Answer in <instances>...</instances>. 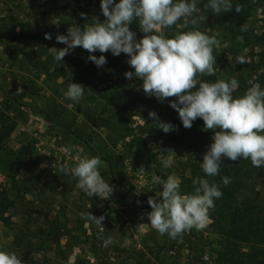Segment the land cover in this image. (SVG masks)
<instances>
[{
    "label": "rangeland",
    "instance_id": "1",
    "mask_svg": "<svg viewBox=\"0 0 264 264\" xmlns=\"http://www.w3.org/2000/svg\"><path fill=\"white\" fill-rule=\"evenodd\" d=\"M96 13L99 10L93 0H48L41 7L33 4V0H0V34L4 33L5 28L10 32L14 29L18 35L31 33L45 37V33H50L52 39H44L50 52L54 53L53 48L66 47L57 43V34L66 35L70 27L83 28L94 23ZM208 13L212 14L210 8L206 9ZM135 25L130 30L137 34L139 40L145 34L139 28L138 21H135ZM242 26L249 33L264 35V4L253 8ZM196 28L219 41L213 48L216 57L214 74L218 80L247 74L252 59L256 61L255 53L260 46L246 41L243 36L230 32L222 25H196ZM0 41V124L15 121V127L9 134L0 132V185L8 187L10 196L17 201L10 208L11 219L18 222L22 211L32 212L42 220L45 215L48 218L56 215L61 219L64 227L59 240L64 243L70 239L73 243L64 264H75L77 259L90 263L105 259L114 264H201L200 261L219 264L215 260L220 250L219 236L208 226L209 220L204 229L192 228L182 236L171 239L152 228L147 217L152 210L147 203L148 198L151 196L159 200L158 194L162 191V186L153 181L154 176L166 179L174 174L180 181L181 189V176L189 175L193 162L201 164L213 136L207 135L202 119L197 118L191 128H185L179 116L175 119L167 117L164 102H158L155 98V102L149 106L130 109L131 135L120 139L99 123L102 113L107 114L113 108L100 98L98 91L102 93L115 89L126 98L129 92L139 87L141 79H126L125 70L119 64L117 67L103 68L87 83L71 75L45 82L43 76H38L40 71L29 65L31 44L26 38L10 41V37L5 35ZM77 48L63 58L68 69L72 67ZM95 53L97 57L105 55L106 59L113 56L110 51ZM121 55V61L125 60L128 65L127 55ZM237 56H244L247 63H236ZM71 82L85 87L78 102L64 97ZM13 96L17 97L16 102ZM47 102L72 116L75 127L82 131V140L93 150L31 113V109H39ZM149 111H155L161 121L170 122L173 130L164 133L149 118ZM21 149L31 157L27 164L19 163L18 153ZM158 149H171L174 152L170 153L175 161L171 168H163L160 157L167 153H160ZM119 154H122V167ZM102 155L117 164L116 181L111 178ZM85 156L101 158L99 171L114 191L109 198L102 199L96 195L89 197L80 188L76 189L73 195L92 215L97 218L104 216L102 224L82 216L83 222L78 226L71 216V205L59 204L62 199L58 197L53 183L61 165L74 167L78 159ZM12 173L15 174L14 183L10 179ZM24 187H31L33 192L25 193ZM255 189L258 193L246 189L244 196L258 202L254 208L257 213L254 225L264 232V183H259ZM13 233L14 226L6 227L0 222V251L14 252L21 258L22 264H56L53 245L40 252L28 251L23 254L22 249L12 243ZM109 239L111 243L105 246L104 241ZM242 249L250 250V244L244 243ZM196 258L200 260L195 261Z\"/></svg>",
    "mask_w": 264,
    "mask_h": 264
},
{
    "label": "clouds",
    "instance_id": "2",
    "mask_svg": "<svg viewBox=\"0 0 264 264\" xmlns=\"http://www.w3.org/2000/svg\"><path fill=\"white\" fill-rule=\"evenodd\" d=\"M200 0H100V9L105 17L103 22L95 19L94 23L81 28L70 27L66 35L57 34V43L66 47L54 49V60L62 62L76 47L88 51V61L98 68L106 63L105 55L96 56L99 51L119 56L127 55V63L134 71H126L124 76L131 80L137 77L143 81L142 90L163 103L168 97L169 106L174 109L183 127L191 128L193 122L200 118L204 128L213 131L212 142L203 154L201 168L207 176H216L220 164L225 158L232 161L250 159L253 167H264V87L256 82V77L249 81V87L239 96L233 92L239 87V81L233 77L229 80L219 79L215 82L198 80L197 74H214L216 57L213 48L219 41L196 28L198 21L206 16H198L201 9ZM206 9L216 15L231 11L232 0H207ZM235 10L240 12V8ZM83 15V14H82ZM138 21L139 28L145 34L137 40V34L129 25ZM183 20L179 28L167 34L165 29ZM45 39L52 35L45 33ZM235 62L247 63L244 56H237ZM55 71V69H52ZM198 85V87H197ZM84 86L71 82L64 92L65 99L79 101ZM22 90V89H18ZM148 116L164 133L173 130L170 122L160 120L155 111ZM167 153L160 157L164 169L174 164L171 149H158ZM102 161L99 156L82 157L74 167L61 165L60 171L77 178V187L89 197L96 195L102 199L109 198L114 188L99 171ZM153 181L162 186L157 200H147L151 211L147 213L152 228L161 235L176 239L192 228L204 229L209 219V210L214 207L215 199L222 192L215 183L197 177L192 180L193 192L184 194L180 181L173 174L166 179L154 176ZM226 186L230 181L222 177ZM88 219L102 224L104 216L95 217L89 211ZM111 240H105L107 246ZM0 264H22L14 252L0 251Z\"/></svg>",
    "mask_w": 264,
    "mask_h": 264
},
{
    "label": "trees",
    "instance_id": "3",
    "mask_svg": "<svg viewBox=\"0 0 264 264\" xmlns=\"http://www.w3.org/2000/svg\"><path fill=\"white\" fill-rule=\"evenodd\" d=\"M93 1L94 5L99 10V13H96V19L103 22L105 17L100 9V0ZM45 2H48V0H33V4L39 7L43 6ZM116 2H118V0H116ZM205 4H207V0H200L197 5L200 9L203 8L198 16H206L205 20L197 23L198 27L199 25L203 27L213 26L215 24L222 25L230 32L240 34L246 41L260 46V49L255 53L256 61L252 59L253 61H251V67L247 74L244 76H235L239 81V87L233 92V95L239 96L243 94L247 87H249L248 81L252 77H256V82L264 87V35L249 33V31L242 26L244 21L252 14V9L263 6L264 0H232L233 9L221 13L220 15H216L213 12L212 14H206ZM236 7L241 9L240 12L235 10ZM135 21L136 20L129 25L130 29L135 28ZM182 23V20L178 21L176 25H173L169 29H165V32L170 35L175 31L185 30L179 28V25ZM11 30L10 32L5 28L4 33L0 34V39L5 35L10 37V41L26 38L31 44L29 65L40 71L38 76H43L45 82L71 75L78 81L87 83L91 76L96 75L103 68L112 66L117 67L119 64H121L125 72L134 71V69L126 64L125 60L121 61V54L119 56L113 55L112 58L106 59L107 63L103 67L98 68L93 62L87 60L89 53L81 47L77 48L72 59V67L68 69L64 62H56L54 60L55 53L50 52L44 37H37L31 33L18 35L14 29ZM92 54L97 56L96 53ZM12 57L14 59V56ZM53 68L55 71L52 70ZM196 78L208 82H215L218 80L215 74L207 75L198 73ZM142 83L143 81L141 80L139 87L129 92L126 98H123L115 89L105 90L102 93L98 91L100 98L113 108L112 111L110 110L107 114H104V112L102 113L99 123L102 127L106 128L120 139L131 135V129L129 127L130 109L149 106L155 102V97H150L143 92ZM13 99L15 102L17 101L16 96H13ZM174 99H176V97H168L164 101L165 115L171 119L178 117V113L168 104L169 100ZM25 106L27 105L25 104ZM31 113L44 118L51 127L59 129L65 135L74 136L84 147L93 150L87 142L82 140V131L75 127L72 116L66 111L59 109L55 104L47 102L39 109H31ZM202 126L204 127L203 120ZM14 127L15 121L8 124L1 123L0 132H2L3 135H7ZM205 131L207 135L213 134L212 130L205 129ZM206 150L207 148L205 152ZM94 153L101 155V153L97 151H94ZM18 158L20 164H27L31 159L22 149L18 153ZM102 158L107 163L111 178L116 181L117 164L113 163L111 159L105 155H102ZM118 160L120 167H122V154L118 155ZM200 165L201 164L198 162H193V165L190 166L189 175L183 174L181 176V191L184 194L193 192L192 180L201 177L208 180L210 184L215 183L222 192V196L219 199H215L214 207L209 210L208 219V226L213 233L219 236L218 243L220 250L215 260L217 259L219 264H264V232H260L257 226L254 225L257 220V213L255 214L256 211L254 208L257 207L258 202H255L252 197L244 196V191H246V189L258 193L255 187L261 182L264 183V167H253L250 159L242 158L237 161H232L225 158L220 164L219 173L212 177L207 176ZM222 177L229 178L230 182L226 186L222 181ZM10 179L11 183L15 182L14 173L10 175ZM53 184L58 197L62 199L59 204L71 205L73 209L71 212L73 221L76 225L80 226L83 222L82 216L86 217V215L82 214H86L89 209L84 207L73 195V192L78 189L77 178H74L71 174L65 175L59 169L54 176ZM28 191L30 193L33 192L31 187H24V192L27 193ZM16 202V199L10 196L8 187L0 185V222L6 227L14 226V233L12 236L13 245L21 248L23 254H26L28 251L40 252L46 250L50 245H53L54 262L56 264H64L65 259L69 256L73 248V243L69 241L70 239H67L64 243H61L59 240L60 231L64 227V222L56 215L51 218L45 215L42 220L32 215V212L29 211L20 212V220L15 222L11 219L10 208L14 207ZM244 243L250 244V250L244 251L242 249ZM29 259L31 260V257H29ZM194 260L199 261L200 259L196 258ZM200 263L205 264L202 261H200ZM75 264L114 263L105 259H100L95 263H90L89 261L83 262L81 259H77Z\"/></svg>",
    "mask_w": 264,
    "mask_h": 264
},
{
    "label": "crops",
    "instance_id": "4",
    "mask_svg": "<svg viewBox=\"0 0 264 264\" xmlns=\"http://www.w3.org/2000/svg\"><path fill=\"white\" fill-rule=\"evenodd\" d=\"M30 55H31V53H30Z\"/></svg>",
    "mask_w": 264,
    "mask_h": 264
}]
</instances>
